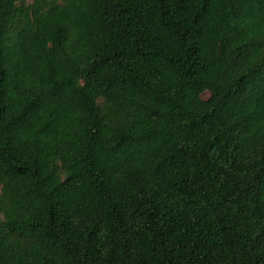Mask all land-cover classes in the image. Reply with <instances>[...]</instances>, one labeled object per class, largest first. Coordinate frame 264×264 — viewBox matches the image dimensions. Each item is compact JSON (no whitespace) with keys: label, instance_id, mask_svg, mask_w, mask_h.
<instances>
[{"label":"trees","instance_id":"1","mask_svg":"<svg viewBox=\"0 0 264 264\" xmlns=\"http://www.w3.org/2000/svg\"><path fill=\"white\" fill-rule=\"evenodd\" d=\"M0 264H264V0H0Z\"/></svg>","mask_w":264,"mask_h":264}]
</instances>
